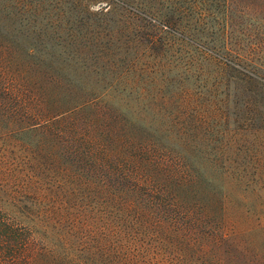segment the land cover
Listing matches in <instances>:
<instances>
[{
  "label": "rangeland",
  "instance_id": "obj_1",
  "mask_svg": "<svg viewBox=\"0 0 264 264\" xmlns=\"http://www.w3.org/2000/svg\"><path fill=\"white\" fill-rule=\"evenodd\" d=\"M198 10L177 0H0L14 39L37 48L34 54L20 50L17 62L67 68L78 88L72 104L126 105V116L139 120L137 135L196 152L205 165L226 172L222 187L246 203L256 222L264 218V39L254 53L261 55L256 66L239 64L226 51L231 44L224 41L223 23ZM253 42H242V51ZM11 112L17 116L0 114V216L21 229L30 209L39 213L46 197L57 198L62 181L44 158L42 133L28 130L24 109ZM65 184L73 201L75 185ZM242 209L240 202L235 214ZM151 242L157 264L180 263L175 249ZM0 264L19 263L0 257Z\"/></svg>",
  "mask_w": 264,
  "mask_h": 264
},
{
  "label": "trees",
  "instance_id": "obj_2",
  "mask_svg": "<svg viewBox=\"0 0 264 264\" xmlns=\"http://www.w3.org/2000/svg\"><path fill=\"white\" fill-rule=\"evenodd\" d=\"M177 2L222 22L224 41L231 44L226 51L239 64L256 66L264 0ZM169 21L175 22L172 15ZM15 35L0 16L1 118L24 109L28 130L42 133L41 151L62 181L55 193L61 199L46 197L21 229L0 216V257L19 264H157L155 240L157 249L173 248L196 264H264V218L252 222L246 203L222 187L226 172L220 175L196 152L137 135L139 120L126 116V105L90 99L72 104L78 88L67 68H24L17 53L37 48L20 46ZM244 41H254L245 53ZM69 182L77 192L73 201Z\"/></svg>",
  "mask_w": 264,
  "mask_h": 264
}]
</instances>
